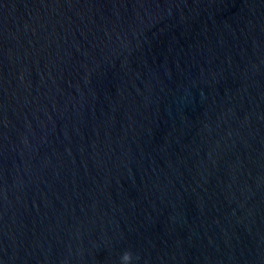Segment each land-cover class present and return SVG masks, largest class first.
I'll return each mask as SVG.
<instances>
[{
	"label": "water",
	"instance_id": "obj_1",
	"mask_svg": "<svg viewBox=\"0 0 264 264\" xmlns=\"http://www.w3.org/2000/svg\"><path fill=\"white\" fill-rule=\"evenodd\" d=\"M0 264H264V0H0Z\"/></svg>",
	"mask_w": 264,
	"mask_h": 264
}]
</instances>
